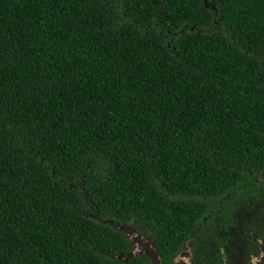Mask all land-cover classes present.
Masks as SVG:
<instances>
[{"label": "trees", "instance_id": "1", "mask_svg": "<svg viewBox=\"0 0 264 264\" xmlns=\"http://www.w3.org/2000/svg\"><path fill=\"white\" fill-rule=\"evenodd\" d=\"M260 169L264 0H0V264H150Z\"/></svg>", "mask_w": 264, "mask_h": 264}, {"label": "flooded vegetation", "instance_id": "2", "mask_svg": "<svg viewBox=\"0 0 264 264\" xmlns=\"http://www.w3.org/2000/svg\"><path fill=\"white\" fill-rule=\"evenodd\" d=\"M252 173V172H251ZM246 186V184H243ZM253 194L236 205L225 204L222 199L212 206L211 221L200 223L191 235L182 241L181 246L170 256L162 257L156 243L148 232H139L135 226L132 250L139 246L155 248L160 264H264V171L253 175L248 188ZM251 188V189H252ZM138 244V245H137ZM128 252L127 254H129ZM125 254L123 256L125 260ZM150 264L152 259L145 253Z\"/></svg>", "mask_w": 264, "mask_h": 264}, {"label": "water", "instance_id": "3", "mask_svg": "<svg viewBox=\"0 0 264 264\" xmlns=\"http://www.w3.org/2000/svg\"><path fill=\"white\" fill-rule=\"evenodd\" d=\"M129 233L131 234V237L138 241L139 239L134 235V229L133 228H129ZM138 245V244H137ZM140 253H145L147 254L152 260V264H160V258L155 250V248L149 246L148 248H144L142 249V247H138L135 248L134 250H132L129 254H127L125 256V260H128L129 258L133 257V256H137Z\"/></svg>", "mask_w": 264, "mask_h": 264}]
</instances>
